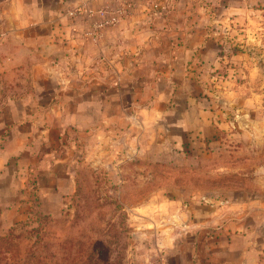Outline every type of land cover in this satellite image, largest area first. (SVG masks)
I'll return each instance as SVG.
<instances>
[{
    "label": "rangeland",
    "instance_id": "374dc122",
    "mask_svg": "<svg viewBox=\"0 0 264 264\" xmlns=\"http://www.w3.org/2000/svg\"><path fill=\"white\" fill-rule=\"evenodd\" d=\"M141 1L124 0L107 6L116 12L115 24L132 18L134 10L145 3ZM161 1L165 5L148 1L144 8L147 14L140 18H163L169 11H177V18L188 19L176 30L198 29L206 35L185 68L191 79L187 91L198 104H207L211 126L205 130L191 128L184 135L180 128L170 126L169 117L150 119L155 91L163 83L158 76L166 77L167 71H162L163 66H143L141 63L151 62L154 56L148 52L126 54L125 44L114 56L123 61V85L121 72L112 66L114 60L107 65L105 55L96 60L103 69L85 72L87 82L80 88L39 87L34 56H26L27 65L19 64L12 70L3 65L0 70V111L7 124L43 127L39 117L20 119L19 115L16 120L10 112L40 114L47 109L50 95L61 97L66 109L72 108L75 90L87 96L96 91L98 109L106 105L102 97L109 91L118 93V107L131 113L145 111V153L140 156L132 152L136 145L133 136L129 147L123 146L120 118L114 119V124L99 119L101 123L87 130L66 124L56 135L34 129L38 133L29 136L31 141L23 150L11 151L6 157L0 151V236L9 235L13 228L15 234H26L39 225V218L45 219L48 264L53 260L66 262L68 241L85 240L88 235L93 247L100 248L102 258L112 261L109 264H173L179 255L178 215L170 221L169 214L201 202L217 207L234 226L264 232V0H186L185 5L179 4L180 0ZM192 18H197L196 23H189ZM155 27L161 30L165 25ZM94 35L89 36L99 34ZM144 41L148 46L151 43L146 38ZM178 59L173 60L178 63ZM74 61L78 62L72 55L59 56L54 65L67 63L71 69L67 75L72 78ZM174 69L180 70V66L174 65ZM99 77L102 81L98 86H91ZM10 98L27 101L11 103ZM93 110L97 112L95 107ZM127 124L135 132L132 114ZM4 147L1 141L0 148ZM46 151L60 153L75 177V191L60 200H44L37 194L42 173L38 165L51 159Z\"/></svg>",
    "mask_w": 264,
    "mask_h": 264
},
{
    "label": "crops",
    "instance_id": "0c3cea01",
    "mask_svg": "<svg viewBox=\"0 0 264 264\" xmlns=\"http://www.w3.org/2000/svg\"><path fill=\"white\" fill-rule=\"evenodd\" d=\"M123 1L0 0V70L3 69V65L7 70H12L13 67L23 63L27 65L26 56H34L37 61L34 62L33 69L39 72L37 79L39 87L50 85L80 88L87 82V77L83 76L85 72L86 74L90 70L100 72L103 69L102 64L97 65L96 60L101 55H105L107 65H112L114 60L112 66L121 72L120 80L123 85L126 73L123 69V61H116L114 56L119 52V47L124 49L126 45V54L136 52L144 55L148 52L149 55L154 56L155 61L153 59L149 63L145 61L141 63L143 66H163L162 71H167L166 77L158 76L163 83H159V88L155 91L154 106L149 114L150 119L169 117L172 120L170 126L180 128L184 135L191 128L198 127L201 130L209 128L211 123L208 120L209 113L205 108L207 104L199 103V105L196 97H191L193 96L191 91H187L191 79L185 71L192 58V53L205 42L206 35L198 29L176 30L175 27L178 24L188 19L177 18L175 16L177 11L176 14L169 11L163 18H149V20L140 18L147 14L144 8L150 0H143L145 3L134 10L132 18L121 19L117 24L99 34L100 36L87 35L93 18L87 16V10L95 11L107 6L112 7ZM153 1L165 5L161 0ZM186 3V0L179 2L183 5ZM170 5L172 4L169 3ZM74 9L80 11L70 15L69 11ZM196 20L197 18H192L189 23H196ZM160 24L165 25L161 30L155 27ZM191 27L194 26L191 25ZM145 38L150 40L149 46L145 44ZM145 48H148L147 51ZM71 55L78 60L73 63L74 78L67 75V72H71L67 63L54 65L59 56ZM165 56H168V59H165ZM175 57L179 58L178 63L173 60ZM173 64H178L180 70L174 69ZM101 81V77L96 78L91 81V86L97 87ZM105 81L113 83L114 79ZM121 92L123 93V89ZM96 93L95 91L93 96H87L84 91L75 90L71 96L74 105L68 109L62 105L61 97L50 95L46 98L47 109L41 111L40 114L33 111L15 113L12 110L10 112V117L16 120L19 119V115L20 119L34 120L39 117L43 127H23L16 123L12 125V122L7 124L3 121L0 111V142L2 141L5 146L3 150L0 148L1 153L3 151L6 157L11 155V151L15 153L23 150L31 141L29 136L38 133L37 131L42 130L46 135H56L63 130L64 125L70 123L78 126L80 130H87L101 123L99 119L109 120L111 124L113 121L114 124V119L117 118L122 121L123 146L129 147L127 146L129 138L133 136L136 145L133 146L135 148L132 152L138 156L145 153L147 132L145 118H143L145 111L139 110L131 113L128 108L118 107L116 104L118 93L115 92L112 95L109 91H106L104 97L99 95L106 105H98L101 108L104 107L98 109L94 103ZM26 101V99H9L11 103H25ZM89 103L91 105H88ZM94 107L97 112L93 110ZM131 114L136 120L135 132H131V127L127 124ZM109 132L111 133L110 130ZM46 152L51 159L38 165V169L42 168V173L37 182V194L44 200H60L63 195L75 191V177L63 164L67 162H63L60 153ZM59 163L62 164L61 168H57ZM220 211L217 207L202 202L196 206L193 204L181 206L178 210H171L170 221L174 220L173 215L176 217L178 215L177 223H174L177 225L179 255L173 264H264V232L255 233L244 229L242 225L234 226Z\"/></svg>",
    "mask_w": 264,
    "mask_h": 264
},
{
    "label": "trees",
    "instance_id": "16d2710c",
    "mask_svg": "<svg viewBox=\"0 0 264 264\" xmlns=\"http://www.w3.org/2000/svg\"><path fill=\"white\" fill-rule=\"evenodd\" d=\"M46 223L45 219L39 218V225L27 230L26 234L23 232L15 234V228H13L9 235L0 236V264H48V255L45 251ZM32 237H34L33 240ZM93 245L94 241L91 240L90 235L85 240L73 238L65 246L68 253L64 252V258L68 259L60 264H109L112 262L104 260L100 254V248L96 250ZM53 256L56 258L57 252H54ZM53 261V264H59L57 260Z\"/></svg>",
    "mask_w": 264,
    "mask_h": 264
},
{
    "label": "built area",
    "instance_id": "2783aa9c",
    "mask_svg": "<svg viewBox=\"0 0 264 264\" xmlns=\"http://www.w3.org/2000/svg\"><path fill=\"white\" fill-rule=\"evenodd\" d=\"M109 7L98 10H87V16L93 17L91 21V29L87 31L89 35H98L101 30L115 24L118 21L114 11L108 9ZM80 10L74 9L69 11L72 15L77 14ZM94 35V36H95Z\"/></svg>",
    "mask_w": 264,
    "mask_h": 264
}]
</instances>
